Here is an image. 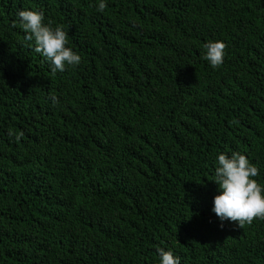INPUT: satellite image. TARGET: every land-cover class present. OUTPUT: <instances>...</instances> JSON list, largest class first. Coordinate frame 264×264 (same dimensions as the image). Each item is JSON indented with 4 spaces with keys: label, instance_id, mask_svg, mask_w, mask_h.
<instances>
[{
    "label": "trees",
    "instance_id": "1",
    "mask_svg": "<svg viewBox=\"0 0 264 264\" xmlns=\"http://www.w3.org/2000/svg\"><path fill=\"white\" fill-rule=\"evenodd\" d=\"M97 3L0 0V264H264V218L211 211L218 153L264 185V0ZM23 9L80 64L53 73Z\"/></svg>",
    "mask_w": 264,
    "mask_h": 264
},
{
    "label": "clouds",
    "instance_id": "2",
    "mask_svg": "<svg viewBox=\"0 0 264 264\" xmlns=\"http://www.w3.org/2000/svg\"><path fill=\"white\" fill-rule=\"evenodd\" d=\"M98 11H104L107 0H98ZM17 22L30 42L33 51L48 62L53 73L65 71L66 66L81 62L78 53L67 46V33L61 27L44 23L42 11L23 9L16 14ZM226 45L220 40L204 43L203 58L212 68L223 64ZM51 101L55 104L56 97ZM214 179L218 185L212 200L211 211L221 220L235 221L238 225L251 223L254 218H264V185L257 182L259 168L239 152L218 153L214 161ZM158 264H180L171 250L157 249Z\"/></svg>",
    "mask_w": 264,
    "mask_h": 264
}]
</instances>
